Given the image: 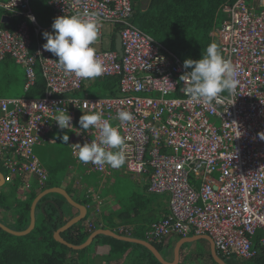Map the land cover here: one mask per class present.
<instances>
[{
	"label": "built area",
	"instance_id": "built-area-1",
	"mask_svg": "<svg viewBox=\"0 0 264 264\" xmlns=\"http://www.w3.org/2000/svg\"><path fill=\"white\" fill-rule=\"evenodd\" d=\"M48 6L54 19L97 14L99 36L91 46L105 72L89 80L65 76L57 57L39 41L31 52L32 36L53 30L38 24L30 0H1L0 9L9 18L23 20L12 31L0 27V63L10 58L24 69L26 92L36 85V66L45 82L43 96L0 97V158L5 169L33 176L43 187L48 172L35 148L50 132L61 130L54 121L59 108L67 109L77 129L84 113L102 112L108 118L129 111L133 121H112L123 137H130L120 169L133 177L148 175V192L169 196V212L151 225L147 240L207 235L220 257L253 259L258 233V245L264 247V140L259 135L264 133V0H236L220 7L225 19L210 36L231 60L239 80L233 95L222 94L225 101L220 105H204L185 94L187 84L180 77L191 70L131 22L135 0H50ZM116 29L121 56L107 42ZM104 78L117 80V96L76 95L89 81ZM72 131L69 148L76 162L89 172L113 175L116 169L110 166L80 162L73 149V144L97 140L99 130L80 135Z\"/></svg>",
	"mask_w": 264,
	"mask_h": 264
},
{
	"label": "trees",
	"instance_id": "trees-1",
	"mask_svg": "<svg viewBox=\"0 0 264 264\" xmlns=\"http://www.w3.org/2000/svg\"><path fill=\"white\" fill-rule=\"evenodd\" d=\"M37 1L42 2L47 10V16L53 14L52 10L47 6V3L50 0H30L31 8L32 4ZM235 1L236 0H148V5L144 8V6L140 4V0H135L136 6L134 7V15L131 22L163 46L170 47L179 55L182 62L185 59L198 60L205 54L207 46L212 42L215 43L210 36V32L214 27L220 26L225 19V16L219 11L220 7L223 4H232ZM2 15L3 13L0 11V20ZM22 20L23 18H11L7 23H1L0 21V27L12 31ZM53 20L54 18L52 15V17L47 18L45 22L42 21V24L44 27L50 26ZM118 32L119 29H116V33ZM42 33L43 32H40L38 37L41 36ZM32 37L34 38L35 36L33 35ZM41 38L44 41L43 36ZM112 49H114V46H112ZM3 64L5 65V69L3 68L1 70L0 78H5L0 79V97L6 95V84L2 81L14 77L13 72H11L12 75L9 76L8 71L13 62L9 58H6L5 61H3ZM24 82L25 79L23 80L22 85ZM44 85L45 82L41 78L39 80L37 79L35 87L28 90L26 93L23 92V97L34 98L43 96ZM116 86V79L104 78L91 81L88 89L92 91V97H115L118 94ZM85 88L86 87H83L80 91L83 92ZM222 94L227 95V92ZM66 160H69V156ZM62 161L64 160L55 161V165L45 166L48 170V180L41 188H39L38 181L33 176L28 174H23L22 176L12 174L10 180L12 184L10 182L7 184L8 189H0V215L5 209L10 210L11 218L16 222V230L24 231L28 227L30 222V205L38 193L51 187L61 186L60 180L63 179L62 177L68 167V163ZM27 181L30 184L28 189L27 186H25ZM19 187H26L25 189H27V191L30 189V201H13L11 196H8L9 194L15 196ZM145 190L148 191V188L146 187ZM145 190L133 195L130 204L131 207H126L124 212L118 215L122 222L121 224L132 225L135 227L134 234L131 236H135L140 230L144 231L148 229L146 226L142 227L137 225L138 220L135 219V217H131L130 213V208H134L135 212L138 213L139 209L143 206L145 207L146 205L153 204L152 194ZM48 196L49 195L45 196L41 200V203L45 202ZM82 204L87 206L85 201ZM96 205L97 204L94 202L92 213H96ZM154 214L156 213L147 216L145 219L148 221H146H155L156 217H154ZM98 216L99 215L96 214V218H98ZM107 217L108 216L105 218L107 219ZM87 221L88 215L82 221L62 233V238L73 245L83 244L93 231L101 228L99 225L100 222L97 219L90 222L92 228L87 231L85 227ZM109 222L110 228L115 227V224L110 217ZM65 223L66 222L63 220V217L60 216V213L53 206H48L44 211V216L39 220H36L34 230L26 236L16 237L0 229V264H76V260L69 258V254L78 255L79 259H81L88 254L93 245L99 243L101 238L110 241L112 244H123L130 250L125 258V264H161L150 251L141 245L122 242L102 235L97 236L92 244L84 250H72L67 246L56 242L53 238L54 232ZM260 234L261 233H258L253 240V249L257 250V255L253 259L244 260V262L233 260L236 258L222 259L227 264H264V247L258 245ZM140 238L147 240V238L143 236ZM178 238L180 239L182 237ZM150 243H152L161 254L163 249L166 248L165 240L160 243L155 241H151ZM168 251L172 252V249H169ZM206 255H208V260L212 261V264H216L211 258L210 253ZM162 256L167 260L163 254ZM203 256L204 254H202V252L198 255V257ZM208 264L211 263L209 262Z\"/></svg>",
	"mask_w": 264,
	"mask_h": 264
},
{
	"label": "clouds",
	"instance_id": "clouds-1",
	"mask_svg": "<svg viewBox=\"0 0 264 264\" xmlns=\"http://www.w3.org/2000/svg\"><path fill=\"white\" fill-rule=\"evenodd\" d=\"M28 20L34 23L35 17L29 15ZM51 28V33H42L46 40L42 47L57 57V67L65 76L74 74L77 78L89 80L104 74L103 61L97 57L96 49L91 46L97 42L100 30L96 13L87 14L84 19L78 15L58 16L53 20ZM160 59L162 61L163 57ZM183 68L191 69L180 77L187 84L185 94L204 105H212L213 102L217 105L223 104L225 97L222 93L233 95L239 84L238 74L231 60L223 57L219 46L214 42L207 46L200 59H185ZM72 119L66 108H59L54 116L59 129H67L69 132L75 129L77 135L81 131L87 133L92 128L99 130L97 140L85 142L83 145L73 144L80 162L101 167L107 165L113 169H119L125 164L126 150L129 148L126 141L130 137H123L119 126L112 121L118 119L121 122H131L134 120L131 112L121 110L116 117L108 118L102 112L84 113L77 121L78 129L73 127ZM259 135L264 140V133ZM59 139L67 144L69 136L64 133Z\"/></svg>",
	"mask_w": 264,
	"mask_h": 264
},
{
	"label": "crops",
	"instance_id": "crops-1",
	"mask_svg": "<svg viewBox=\"0 0 264 264\" xmlns=\"http://www.w3.org/2000/svg\"><path fill=\"white\" fill-rule=\"evenodd\" d=\"M47 6H48V3H47ZM52 15L48 16L47 18L52 17ZM3 16H7V14H3L2 17ZM2 17H1V20H0L1 23H2ZM10 19L11 18L8 17L7 22H9ZM7 22H5V23H7ZM50 26H47V27H50ZM112 30L114 31V29H110V31H112ZM116 34H117L116 32L115 33H110L107 36V40H108L107 42H109V46L111 45L110 46L111 48H112V46H114V49H115V36H116ZM41 37H42V35L39 36V37H34L32 39L33 40V44L31 46V52H33L35 50L37 41H39L41 44H45L46 43V40L44 39V41H43ZM10 60L16 66H20V65L16 64L12 59H10ZM0 64H3V61ZM22 70L24 71L23 68H22ZM35 71H36V76H37L36 79L39 80L41 78L43 80L42 73H41V70H40L39 66H36ZM24 73H25V71H24ZM25 76L26 75L24 74V79H25V82H26ZM91 81H93V80H91ZM91 81H89L87 84H85L84 87L88 88ZM25 82L22 85V90H23L24 93H26L25 87H24L25 86ZM18 84L19 83H17V85ZM80 92H82V91H79L76 95L79 96ZM85 96L91 97L89 95H85ZM22 97H9L8 95L1 96V98H11V99L22 98ZM80 97H84V95L80 96ZM55 131H61V130H54V131L50 132L47 135V137H46L47 138L46 142L43 143V144H48L50 146V149H49V153H50V157H51L50 158V162L51 161L53 162V161L64 160V161H66L68 163V167H67V170H66L65 174L62 177L63 179L62 180L59 179L60 182H61V186L60 187H51V188H48V189L61 188L76 203L85 206L86 211H87L85 217H87V215H88V221L85 223V227H86L87 231H89L92 228L91 225H90V222L98 219L99 222H100L99 225L101 226V228H99L97 230L101 229V230H104V231H109L111 233H114V235H117V236H120V237L132 238V239H136V240H144V239H141L140 237L143 236V237L146 238L147 232L149 231L151 225L154 222H157L160 219H162L166 214H168V212H169V207H168L169 196L167 194H152L151 193L152 194V203L153 204L146 205L145 207L143 206L141 209H139L138 213L135 212L134 208H130L131 209V212H130L131 213V217H135V219L138 220L137 225H140L142 227L146 226V228H148L147 230H144V231L140 230L135 236H131L132 234H134L133 232H134V228L135 227L132 226V225L121 224L122 222H121L120 218L118 217V215L120 213L122 214V212H124V210L121 207L118 206V201L116 199L112 201L111 193L106 194V193H103V191H101V190L95 191L93 189L94 185H91L90 182L86 179V175L90 174L92 172H89V171H87L86 168L81 167L71 155L70 148H69V142H70L71 138L69 139V141L67 143V146H66L68 148V151L66 152V154L64 153V151L62 149L56 148V146H59V140L56 137V134L54 133ZM68 156H69V160H66ZM64 161H62V162H64ZM50 165H52V164H50ZM44 168L46 169V167H44ZM79 169L81 170L80 172H79ZM46 171L48 172L47 169H46ZM115 172H121V174L126 175V174H124L121 171L120 168L116 169ZM3 176H4V174H3ZM139 177H141V180L138 178V180H140V184H139L140 185L139 186L140 191L130 194L131 195L130 196L131 199H132L133 195H136L137 193H140L142 190H145L146 187L148 188V182H149L148 181V175H143V176H139ZM4 178H5L4 185L2 187H0V188H3L4 186H6L7 183L10 182V180H8L9 179L8 177L4 176ZM136 178H137V176L134 177V179H136ZM29 185L30 184L27 181L25 183V186H27V189L29 188L28 187ZM25 188L26 187H19L17 189V192H16L15 196L12 195V194H9L8 196H11V199L13 201L14 200L21 201V202L30 201V193H31V191H29L30 189L27 191V189H25ZM39 188H41V187H39ZM7 189H8V185H7L6 190ZM48 189H45L44 191H42V192H40V193H38L36 195V197L31 202L30 212H31V207H32L33 203L37 200V198H39L42 195L43 192H45ZM145 191H147V190H145ZM27 192H29V193H27ZM72 192L75 193L77 197L82 198L87 203V206L82 204L83 202H80V200L74 199V197L72 196ZM49 194H56L58 196V198L61 199V201L57 200L56 197H54V198L47 197V200L45 202L41 203V200L45 196H47ZM62 198H63V200H62ZM94 202L97 204L96 205V209H95L96 213H92ZM48 206H53L60 213V216L63 217V220H65V222H68L70 219L78 216V214H79V210L74 208V206L70 205L64 196H62L59 193H53L52 192V193H48V194L42 195L41 198L38 200V202H37V204L35 206V218H36V220L37 219L39 220L40 218H42L44 216V211H45V209ZM128 206L131 207L130 205H128ZM128 206H125L124 209L126 207H128ZM111 208H113L115 210V212H113L111 210ZM153 213H156V214H154L155 215L154 217H156V220L153 221V222L152 221L151 222H147L148 220L145 219V218L147 216H149L150 214H153ZM10 214H11V211L8 210V209H5L0 216L3 217V218H7L8 217L10 219L9 222H10L11 226L5 225L4 222H2V221H0V222L2 224H4L5 226L9 227L12 230L18 231V230H16V227H17L16 226V222H15L14 219L11 218ZM96 214L99 215L98 218H96ZM106 216H108L107 219L105 218ZM109 217L113 220V222L115 224V227H113V228L109 227V225H110ZM29 218H30V214H29ZM29 225H30V222H29ZM29 225H28V227H29ZM35 225H36V223H35ZM63 226H61V227H63ZM97 230H95V231H97ZM95 231H93L92 233H94ZM55 232H54V234H55ZM62 233H64V232H62ZM54 234H53V238H54ZM90 235H89V237H90ZM97 236H100V235H97ZM102 236L110 237V238H113V239H116V240H119V241H122V242H128V241H123V240L114 238V237L109 236V235H104L103 234ZM192 236H196V235L193 234ZM197 236H199V235H197ZM96 237H94L93 240ZM171 237H174V236L170 235V236H168V237H166L164 239L167 249L165 248V249H163V251H167V253L172 255V259L171 260H168V259L166 260L168 262H172L174 260V248L176 246V243L180 239H182V238H180V239L178 238V240L176 241L174 247L170 248L169 240L171 239ZM61 238H62V236H61ZM88 238H87V240H88ZM93 240L91 241L90 245L92 244ZM203 240L204 239H199L198 241H203ZM145 241H147V240L145 239ZM56 242H58V241H56ZM128 243H132V242H128ZM188 243H191V242H188ZM188 243H185V244H188ZM133 244H137V243H133ZM185 244H183L182 246H184ZM138 245H140V244H138ZM182 246L180 248V258H179L178 264L181 261H184V258H187L189 256V250H187L188 252L185 251L187 248L185 250H182ZM208 246H209V253H210V244ZM169 249H172V252H169L168 251ZM82 250H84V249H82ZM82 250H75V251H82ZM129 252H130V250L128 248H126L125 245H123V244H112V243H110V241L101 238L98 244L92 246V248L90 249V251L88 252V254L85 257L83 256L81 259H79L78 255L69 254V258L76 260V264H125V258L127 257ZM162 254H163V252H162ZM202 254L205 255L206 253H202ZM204 259H205V257H204Z\"/></svg>",
	"mask_w": 264,
	"mask_h": 264
},
{
	"label": "rangeland",
	"instance_id": "rangeland-1",
	"mask_svg": "<svg viewBox=\"0 0 264 264\" xmlns=\"http://www.w3.org/2000/svg\"><path fill=\"white\" fill-rule=\"evenodd\" d=\"M32 9H33L34 15H35L38 23L44 27V25L42 24V21L45 22L47 20L48 16L46 13L47 10L43 6L42 2L37 1L34 4H32ZM0 11L3 14H6V12L4 10L0 9ZM165 47L169 51H171L172 53H174L175 55H177L179 57V55L176 54L170 47H167V46H165ZM3 68L5 69V65L0 64V72ZM8 71H9V76L12 75L11 72H13L14 77H10L7 80L2 81L4 84H6V87H5L6 95H8L9 97H22V96H24L23 90H22V83H23L24 74H25L24 71L22 70V68L20 66H16L15 64H11ZM1 77H3V76H1ZM4 78H0V79H4ZM17 83H19V84L17 85ZM91 93H92V91L90 89L85 88V90H83V92L79 93V96H83V95L84 96L85 95L91 96ZM216 124L219 125V121H217ZM54 133L56 134V137L59 140V146H56V148L62 149L64 151V153L66 154L67 144H64L59 139V136L63 135L64 133H67V135L69 136V139H70L72 132H69L67 129H64L61 131H55ZM49 149H50V146L48 144H42V145L36 146V148H35V154L39 158L43 167H45L47 165L50 166V163L53 165V163L55 162V161L49 162L50 158H51L50 153H49ZM54 165H55V163H54ZM80 171L81 170L79 169V172ZM0 172L2 174H4L5 177H8L9 178L8 180H11L12 174L8 170H6L5 167L3 166L2 158H0ZM138 178L141 180V177H139V176H137V178L134 179V177H132V176L121 174V172H114L111 177L110 176H103L101 174L99 175V173H96V172H92V173L86 175V179L90 182L91 185H94L93 189L95 191L101 190V191H103V193H106V194L111 193L112 201L116 199L118 201V206L121 207L123 210H124L125 206H128L131 204L132 199L130 197L131 196L130 194L140 191V189H139L140 180H138ZM7 184H6V186H4L3 188H0V189L6 190ZM72 196L74 197V199H78V200H80V202H84V200L82 198L77 197L76 194L73 192H72ZM48 197H50V198L56 197L57 200L61 201V199L58 198V196L56 194H49ZM111 210L113 212H115V210L113 208H111ZM9 220L10 219L8 217L3 218L0 216V221L4 222V224L7 226H11ZM177 240H178L177 236L171 237V239L169 240L170 248L174 247ZM208 245H209V243L206 240H203V241L197 240V241L185 244L184 246H182V250H185L187 248L185 251L188 252L187 250H189V256L187 258H184V261H181L179 264H208L209 262L212 264V261L208 260V255H206L209 253V246ZM201 252L206 253V254L203 257H198V255ZM163 255L168 260L172 259V255L167 253V251H163ZM204 257H205V259H204ZM233 260H236L238 262H244L243 259H233ZM231 262H232V260H231Z\"/></svg>",
	"mask_w": 264,
	"mask_h": 264
},
{
	"label": "water",
	"instance_id": "water-1",
	"mask_svg": "<svg viewBox=\"0 0 264 264\" xmlns=\"http://www.w3.org/2000/svg\"><path fill=\"white\" fill-rule=\"evenodd\" d=\"M148 0H144V6L146 7L148 5ZM144 7V8H145ZM8 17L7 16H3L2 17V23L7 22ZM115 51L119 54V56L122 55V49H121V38H120V34L117 33L115 36ZM5 182V178L3 176V174L0 172V187H2L4 185ZM59 193L62 196H64L66 198V200L68 201V203L72 206H74V208L79 210V214L78 216L70 219L68 222H66V224L61 227L60 229H58L55 234H54V239L56 241H58L59 243H61L62 245L67 246L68 248L72 249V250H82L85 249L86 247H88L91 243V241L93 240L94 237H96L97 235H109L112 236L114 238L123 240V241H128V242H132V243H137L140 244L141 246L145 247L148 251H150L152 253V255L158 260L159 263L161 264H178L179 262V258H180V248L183 244L188 243V242H193L199 239H204L207 240V242L210 244V256L213 259V261L216 264H227L221 257L218 256V254L216 253V250L214 248L213 242L211 240V238L207 235H199V236H189V237H185L180 239L177 243L176 246L174 248V260L172 262H168L166 261L163 256L159 253V251L156 249V247L150 243L149 241H145V240H136V239H132V238H126V237H120L117 235H114V233H111L109 231H104V230H97L94 233H92L90 235V237L88 238V240L86 242H84L81 245H73L68 243L67 241H65L63 238H61V233L67 231L69 228H71L72 226L76 225L77 223H79L80 221H82L85 216H86V208L83 205H80L78 203H76L63 189L61 188H52V189H48L45 192L42 193V195L44 194H48V193ZM41 195V196H42ZM41 196L39 198H37V200L33 203L32 207H31V212H30V225L29 227L24 230V231H14L12 229H10L9 227L5 226L4 224H2L0 222V229L8 234H11L13 236L16 237H23L26 236L28 234H30L34 228H35V223H36V218H35V206L38 202V200L41 198Z\"/></svg>",
	"mask_w": 264,
	"mask_h": 264
}]
</instances>
